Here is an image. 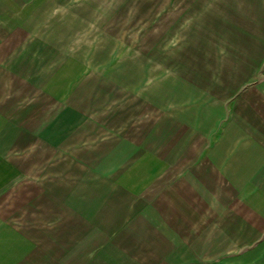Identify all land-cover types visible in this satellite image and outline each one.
<instances>
[{
    "label": "crops",
    "instance_id": "1",
    "mask_svg": "<svg viewBox=\"0 0 264 264\" xmlns=\"http://www.w3.org/2000/svg\"><path fill=\"white\" fill-rule=\"evenodd\" d=\"M104 6L0 0V264H264V0H179L171 68Z\"/></svg>",
    "mask_w": 264,
    "mask_h": 264
},
{
    "label": "rangeland",
    "instance_id": "2",
    "mask_svg": "<svg viewBox=\"0 0 264 264\" xmlns=\"http://www.w3.org/2000/svg\"><path fill=\"white\" fill-rule=\"evenodd\" d=\"M101 2L105 4L106 27L114 28L110 32L99 33V39L104 42L105 47L116 46L123 53L124 48L130 45L138 57L152 58L156 65L163 61V67L171 68L172 64H175L177 31L172 24L176 23L179 0H101ZM119 44L124 47H120ZM165 56L169 58L167 64ZM229 260L231 261L226 262L242 263L239 257ZM258 260L259 257H254L252 262L259 263Z\"/></svg>",
    "mask_w": 264,
    "mask_h": 264
}]
</instances>
